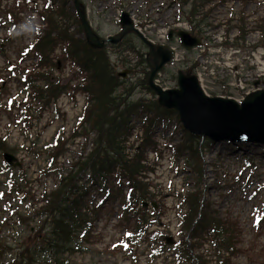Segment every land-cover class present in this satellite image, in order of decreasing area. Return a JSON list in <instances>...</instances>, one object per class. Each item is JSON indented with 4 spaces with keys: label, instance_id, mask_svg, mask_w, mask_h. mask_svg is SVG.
Listing matches in <instances>:
<instances>
[{
    "label": "rangeland",
    "instance_id": "rangeland-1",
    "mask_svg": "<svg viewBox=\"0 0 264 264\" xmlns=\"http://www.w3.org/2000/svg\"><path fill=\"white\" fill-rule=\"evenodd\" d=\"M92 9L91 21L95 29L103 36L107 37L109 35H117L120 28L114 23V19L119 14V11L124 10L131 12V14L136 18L140 25H144V29L148 30L147 36L156 41L158 32L160 29L171 28L177 29L179 31L185 29L188 21L179 19L178 7L174 0H85ZM210 4L204 8H200L198 17L195 21L199 22L202 19L204 23L201 29L204 32V37L210 43L209 48L206 49L205 57L210 55L208 58L209 67H214L213 64H219L221 67L235 66L239 74L234 77L226 73L221 78H224L226 83H232L234 80L244 79L248 65L246 64V58L248 57L250 51L245 46L246 37L243 41V33L238 32L234 29L231 33L226 34V38L229 42L228 47L223 49H232L233 52L229 57H223L216 53L218 48L213 47L212 38L218 35V27L224 22L231 23L232 27H247L244 23H240V20L244 17V11L248 9H253L254 12L250 19H252L251 25L253 23H261L264 25V0H209ZM205 14L207 16H205ZM234 16L232 19L231 17ZM182 20V21H179ZM189 24V23H188ZM218 24V25H217ZM1 33V31H0ZM258 41H264V34L256 35ZM135 41L132 39L127 43ZM240 46L235 48L236 46ZM202 57V56H201ZM198 59L200 63V59ZM120 58V56H119ZM114 63H118V57H112ZM2 65V59H0V66ZM122 64H119L117 71H121ZM183 69V67H181ZM175 71V70H170ZM186 72H189L187 70ZM255 76V75H253ZM166 77L170 78L171 75ZM259 89H264V80H259ZM143 94L136 93L132 98V101H136L142 97ZM140 96V97H139ZM150 97V95H147ZM50 115H47L45 120L38 126L36 134L41 136L40 146L43 148L48 144L54 135V128L48 127L50 123ZM7 124V123H5ZM137 129H140L137 124ZM15 139L10 142L12 145H16ZM231 144L219 143L216 146H212L208 152L206 159V169L204 182L201 184L198 178L195 176H190L185 173L187 168L182 166L184 169L173 168L170 170V174L163 180L162 183H157L155 189H162V198L165 201L169 211L164 217L166 220L172 219L176 223L178 222L176 217V208L180 203L176 193H183L184 189L195 190L197 187L203 190L204 196L206 198V204H210L212 209L218 214L220 219H232L241 225L242 236L241 244L242 248L240 250L241 255L234 261V264H264V222L260 229H258L252 220L254 217L264 219V153H262L264 147L261 146H246V147H235V151H231ZM81 152V146H76L71 149V154L62 160L63 165L72 163L74 159L78 157ZM21 159L24 161L23 170L28 171V176L32 181L38 180L31 185V191H28V201L24 202V208H16V210L6 212L4 209L6 204L11 201V198H6L3 202L0 200V243L5 240L7 245V240L14 244V240L11 238L13 234H17L21 227L18 226L17 215H23L27 223V228L33 229V221L39 220L36 216V212L39 211V206L36 201L39 199L43 192L44 187L52 188V179L42 180L40 176L41 167H45V162L43 160H35L33 156L26 153L20 154ZM252 159V164L254 166L258 163L262 165L258 166V170H254L249 167L248 158ZM39 170V172H37ZM17 171V170H15ZM17 178L20 174H14ZM186 176V177H185ZM185 177V178H184ZM250 179V180H249ZM5 181V178L1 177L0 173V189L6 192V189L1 186V183ZM249 180V182H248ZM190 184V187L186 185ZM244 183L242 189L240 184ZM257 183V196L255 199L251 200L248 193H245L246 188L252 189L251 185ZM171 184V188L167 187ZM176 189L179 192L174 194L168 189ZM240 189V191H238ZM37 198H33V195ZM16 195V194H15ZM17 196V195H16ZM235 198V201H232ZM241 203V207H240ZM212 216L210 211H205L204 217ZM6 221H9L6 225ZM118 217L116 215H109L108 209L102 213L100 219L95 224V231L98 238L101 241L94 244H87L89 251L78 253L77 255L71 257V261L74 264H135L134 259H130L129 256L122 252L108 251L107 247L111 243L118 242L124 236V232L117 225ZM36 231V230H34ZM32 232H25L21 235L26 239L30 236ZM20 238V237H19ZM196 251H201V247L194 246ZM187 250V249H186ZM169 251V250H168ZM214 255L217 257L215 251L212 249ZM149 253V252H148ZM223 253V252H222ZM171 256V251L168 252ZM138 260L136 264H146L148 261V254L145 253L143 248H138ZM144 256L147 258L145 261ZM167 257V256H166ZM14 254H7L6 262L9 264V260H13ZM213 264H215V260ZM218 261V257H217ZM171 262L165 259H161L157 264H167Z\"/></svg>",
    "mask_w": 264,
    "mask_h": 264
},
{
    "label": "trees",
    "instance_id": "trees-1",
    "mask_svg": "<svg viewBox=\"0 0 264 264\" xmlns=\"http://www.w3.org/2000/svg\"><path fill=\"white\" fill-rule=\"evenodd\" d=\"M180 1V0H179ZM186 6L190 0H181ZM204 0H194L191 6L192 10L184 13L190 14V21H194L196 15L200 12L197 4ZM59 5L58 9L48 7V12L44 17L48 29L46 35L41 39L37 46V54L41 60L48 59V54L53 52L55 41L52 39L53 34H58L60 40L69 41L70 45L66 49L65 55L72 58L81 67L84 75V85H80L82 92L89 94V106L85 111L82 121L84 127V136L89 137L94 133L96 135L93 143L94 148L89 156L79 160L73 165L72 171L68 177H62V180L54 193L48 196V206L43 208L41 215H47L50 219L46 224H51V230L45 237V243L51 248V264H64L60 258L62 251L68 250L76 240L78 229L85 225L86 230L90 229L89 222L79 209L80 189L78 182L87 173H94L99 176L101 184L108 185L107 182L111 176L120 175L121 180H128L136 186L142 194L145 192L144 184L138 179L142 169L140 161L129 162L126 160L123 148L125 139L130 134L129 118L140 108L142 111V120L149 135L151 129L159 121H162L170 113L159 107L156 101L144 103L142 100L130 102L133 94L141 91H151L147 84L149 77L148 70L151 63L142 58L144 64L143 72L146 79L138 83H132L130 80L125 81L118 77L116 68L108 57L106 50H94L88 46L85 41L70 36L68 25L61 26L59 17H66V11L61 13V7L64 0H54ZM143 45V44H142ZM140 46L135 43L133 47ZM144 46V45H143ZM47 87L35 88V101L42 102L46 97L39 96H57L58 87L53 83L50 85V79L47 77ZM63 145L57 149L55 156L62 152ZM11 151L9 147L0 141V152L6 153ZM196 156V153H194ZM121 169V173L117 169ZM136 188V189H137ZM198 194L189 195L187 203L190 211L187 217L193 219L198 212ZM186 248V247H185ZM183 249L182 254L186 255L187 250ZM31 264V259L24 256L18 264ZM226 264V263H224Z\"/></svg>",
    "mask_w": 264,
    "mask_h": 264
},
{
    "label": "water",
    "instance_id": "water-1",
    "mask_svg": "<svg viewBox=\"0 0 264 264\" xmlns=\"http://www.w3.org/2000/svg\"><path fill=\"white\" fill-rule=\"evenodd\" d=\"M76 6L85 27L89 42L94 48H103L104 43L91 32L87 24L83 7L76 0ZM123 33L119 39H111L113 43L122 40L129 32L136 33L150 48L149 58L154 59L155 68L150 76V87L159 95V104L167 109H175L179 113L185 127L197 136H206L215 141L253 142L264 144V91L248 97L242 105L235 101L209 99L202 92L197 79L180 73V90L164 92L153 80L156 73L171 61V53L163 48H156L147 42L135 29L127 14L122 18ZM185 46L198 45L199 41L185 33H179ZM10 163L14 158L7 156Z\"/></svg>",
    "mask_w": 264,
    "mask_h": 264
},
{
    "label": "bare ground",
    "instance_id": "bare-ground-1",
    "mask_svg": "<svg viewBox=\"0 0 264 264\" xmlns=\"http://www.w3.org/2000/svg\"><path fill=\"white\" fill-rule=\"evenodd\" d=\"M134 95H135V94L132 95L130 102H134V101H132V98L134 97Z\"/></svg>",
    "mask_w": 264,
    "mask_h": 264
}]
</instances>
